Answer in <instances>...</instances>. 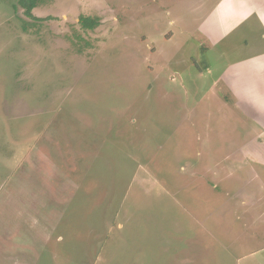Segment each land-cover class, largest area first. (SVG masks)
I'll list each match as a JSON object with an SVG mask.
<instances>
[{"label":"rangeland","instance_id":"rangeland-1","mask_svg":"<svg viewBox=\"0 0 264 264\" xmlns=\"http://www.w3.org/2000/svg\"><path fill=\"white\" fill-rule=\"evenodd\" d=\"M217 1L0 0V264H264V128L216 81L260 45Z\"/></svg>","mask_w":264,"mask_h":264},{"label":"crops","instance_id":"crops-1","mask_svg":"<svg viewBox=\"0 0 264 264\" xmlns=\"http://www.w3.org/2000/svg\"><path fill=\"white\" fill-rule=\"evenodd\" d=\"M203 17L201 30L212 44L219 36L230 40L229 48L248 44L247 38L235 42L230 36L240 26L258 41L260 47L228 63L216 81L235 99L236 107L254 116L264 128V0H218Z\"/></svg>","mask_w":264,"mask_h":264},{"label":"trees","instance_id":"trees-1","mask_svg":"<svg viewBox=\"0 0 264 264\" xmlns=\"http://www.w3.org/2000/svg\"><path fill=\"white\" fill-rule=\"evenodd\" d=\"M43 2L44 0H17V5H19L22 8L23 13L27 17L35 18L32 11L34 8L40 6ZM78 22L81 25V27L84 29H93L99 24V18L97 16L92 17V16L81 15L79 16Z\"/></svg>","mask_w":264,"mask_h":264}]
</instances>
